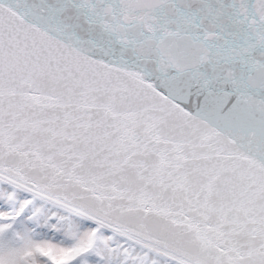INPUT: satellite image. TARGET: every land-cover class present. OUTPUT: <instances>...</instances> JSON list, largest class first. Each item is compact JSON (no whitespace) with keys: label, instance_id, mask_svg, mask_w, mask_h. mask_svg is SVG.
<instances>
[{"label":"snow or ice","instance_id":"6c2138e0","mask_svg":"<svg viewBox=\"0 0 264 264\" xmlns=\"http://www.w3.org/2000/svg\"><path fill=\"white\" fill-rule=\"evenodd\" d=\"M0 264H264V0H0Z\"/></svg>","mask_w":264,"mask_h":264}]
</instances>
